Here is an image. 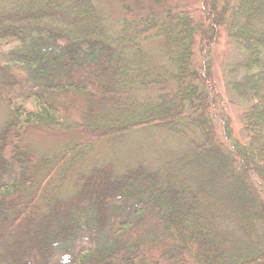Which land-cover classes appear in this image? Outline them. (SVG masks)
<instances>
[{
	"label": "trees",
	"instance_id": "1",
	"mask_svg": "<svg viewBox=\"0 0 264 264\" xmlns=\"http://www.w3.org/2000/svg\"><path fill=\"white\" fill-rule=\"evenodd\" d=\"M194 3L122 0L114 30L92 0H0V264H264V0ZM222 31L243 141L213 79ZM32 128L87 137L46 155ZM140 129L182 147L101 162Z\"/></svg>",
	"mask_w": 264,
	"mask_h": 264
},
{
	"label": "rangeland",
	"instance_id": "2",
	"mask_svg": "<svg viewBox=\"0 0 264 264\" xmlns=\"http://www.w3.org/2000/svg\"><path fill=\"white\" fill-rule=\"evenodd\" d=\"M99 9L101 15L108 19L111 28L119 30L123 20L122 0H92ZM167 6L175 4H192L191 11L194 15L200 14V6L196 5L197 0H163ZM198 4V3H197ZM183 5V6H184ZM175 7V6H174ZM193 13V12H192ZM159 42L154 44L153 50L159 46ZM212 57L214 61L213 79L221 97L223 113L230 117L236 139L244 140L242 116L245 111L244 100H239L227 87V80L231 78L229 69L235 61L241 60L243 55L236 45L230 42L225 31L213 47ZM202 56L198 49L195 55V62H201ZM243 101V102H242ZM5 108V106H4ZM3 106L0 107V123L7 118ZM220 129V128H219ZM141 130V129H140ZM137 130L130 135L110 141H102L98 148V154L102 163H113L117 169L122 170L129 166H134L137 162H143L150 169L156 168L162 160V151L182 147L181 139H173L167 135L163 129ZM223 137L222 130L220 129ZM166 134V135H165ZM87 135L80 132L48 131L41 128L30 129L24 137V142L46 155H55L64 146L72 141L85 139ZM167 151V152H168ZM131 168V167H130Z\"/></svg>",
	"mask_w": 264,
	"mask_h": 264
}]
</instances>
